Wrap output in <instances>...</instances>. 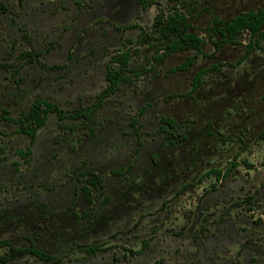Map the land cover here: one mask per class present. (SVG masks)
I'll use <instances>...</instances> for the list:
<instances>
[{
    "label": "rangeland",
    "instance_id": "rangeland-1",
    "mask_svg": "<svg viewBox=\"0 0 264 264\" xmlns=\"http://www.w3.org/2000/svg\"><path fill=\"white\" fill-rule=\"evenodd\" d=\"M157 1L142 9L139 0H0V62L8 65L0 68V99L14 113L34 93L65 112L87 104L127 38L140 50L130 67L148 71L121 86L91 122L64 119L77 123L72 131L51 114L31 144L16 125L0 122V240L52 256L8 264H264V50L254 46L245 56L249 32L215 49L221 35L208 31L214 18L264 10V0ZM173 4L207 43L206 56L175 74L168 69L193 51L154 61V49L137 41L139 29L114 28L148 27ZM259 40L264 48V34ZM26 49L41 54L18 59ZM217 63L191 90L195 73ZM55 64L62 68H47ZM144 104L134 132L130 120ZM162 116L188 124L187 139L159 131ZM30 144L28 160L15 153ZM129 163L121 177L109 171ZM82 171L104 176L89 195L80 189ZM93 245L100 248L89 253Z\"/></svg>",
    "mask_w": 264,
    "mask_h": 264
},
{
    "label": "trees",
    "instance_id": "trees-1",
    "mask_svg": "<svg viewBox=\"0 0 264 264\" xmlns=\"http://www.w3.org/2000/svg\"><path fill=\"white\" fill-rule=\"evenodd\" d=\"M213 23L214 24L208 28V31L221 35V38L212 41L215 49H219L223 44H235L237 36L241 33L249 32L250 41L246 46L247 50L245 56L254 46L264 50V48H262L259 44V39L264 34L262 31L264 26L263 9L243 11L231 17L229 20L214 18ZM137 41L141 44H146L150 49H154V53L156 54L152 55V59L154 61L164 60L169 55L182 51H193L191 55H188L179 64L171 67L170 71L188 70L196 58L201 55L206 56L205 46L207 43L205 39L193 32L192 24L189 22L186 13L177 7H173V10L169 12H164L162 10L159 11L152 24L147 28L141 29V32L137 37ZM139 53L140 50L137 48L132 49L122 45V49L115 51L111 55L106 73L107 85L99 96L98 106L101 105V100L105 96H109L114 93L121 84H132L134 78L138 77L145 70L147 71V69L142 66L137 70H132V68H130V60L132 56L138 55ZM25 56L27 55H24L23 57ZM244 58L245 57H241L237 60V63H240ZM220 66H223L222 63H217L211 67H203L199 69L193 76L191 90H195L200 85L203 77L208 72L218 70ZM177 96H187V93L178 94ZM49 112H54L58 120L61 121L66 118L68 120L75 121L80 119L84 114L87 119L89 115L88 111H83L82 109L66 114V112L60 109L54 102L37 98L31 102L27 109L22 110V113L17 118L11 119L12 121L18 122L20 132H23L26 136H28L32 142L36 137L37 131L45 125ZM5 114V111H1L0 117H4ZM162 120L165 122L163 124L164 128L165 126H177L175 121L170 117H163ZM68 127L75 129L76 123L72 122L68 125ZM187 131V127L184 126V129L180 130V137H185ZM16 153L22 158L24 157L29 159L31 156V148L28 147L25 150L19 149ZM235 166V163H231L225 173H228L231 168ZM211 172L215 173L218 177L221 173V171L217 169H212ZM93 179L95 181L100 178L94 176ZM84 192L89 195V188L85 187ZM96 248L97 247L89 248V252H94ZM21 255H33L44 261L52 258L47 253L37 249L33 244H29L27 246H15L9 240H0V264H8L10 260Z\"/></svg>",
    "mask_w": 264,
    "mask_h": 264
},
{
    "label": "flooded vegetation",
    "instance_id": "flooded-vegetation-1",
    "mask_svg": "<svg viewBox=\"0 0 264 264\" xmlns=\"http://www.w3.org/2000/svg\"><path fill=\"white\" fill-rule=\"evenodd\" d=\"M19 1H21L22 2V0H19ZM139 3L141 4V7H142V9H146V8H148V7H150V6H152V5H157L158 4V1L157 0H139ZM173 7H177V6H175L174 4L173 5H171V11L173 10ZM1 8H3V9H5V6H3V4H1ZM178 8V7H177ZM163 11V9H160V10H158L156 13H155V15H154V18L156 17V15H157V13L159 12V11ZM165 12V11H164ZM243 12V11H242ZM186 16H187V18H188V15L186 14ZM154 18H153V20H154ZM153 20H152V22H153ZM188 20H189V18H188ZM190 22V21H189ZM152 24V23H151ZM150 24V25H151ZM149 27V26H148ZM114 28L116 29V30H122V29H129V30H133V29H139V31H138V35L140 34V32H141V29L142 28H147V27H144V26H141V25H138L137 23H129V24H126V25H114ZM138 37V36H137ZM133 42V39H131V38H127L126 40H123L122 41V43H121V45H124V46H126V47H130V48H132L131 46H128L127 44L128 43H132ZM135 48V47H134ZM134 48H132V49H134ZM117 50H119V49H116V50H114L110 55H109V57H108V60L106 61V63H105V73H104V79H105V84H104V86L99 90V91H97L96 93H95V95H94V98L90 101V102H88L87 104H85V103H82V102H80L79 101V103H78V107L76 108V109H74V110H72V111H67L66 112V114H69L70 112H73V111H75V110H80V109H82L83 111H88V113H89V115H88V118L86 119V116H85V114L80 118V119H78L77 121H80V122H82V123H88V122H91L92 121V115L96 112V111H98L99 109H101V108H103L104 107V105H105V103H106V100L108 99V98H110L112 95H114L115 93H117V91H119L120 90V88H121V86H123V85H133L134 84V82L137 80V79H139L140 78V76H142L143 74H145V73H147V71L145 70V69H147V68H145L144 70V72L142 73V74H140L138 77H136V78H134L133 80V82H132V84H121L120 85V87L114 92V93H112L111 95H109V96H105L102 100H101V105L100 106H98L97 104H98V102H99V96H100V94H101V92H102V90L105 88V86L107 85V78H106V73H107V70H108V66H109V59H110V57H111V55L115 52V51H117ZM25 53H28V54H25ZM40 54H41V52L40 51H34V50H22V51H20L19 52V54H18V59H20V60H22V59H24V60H28V61H33L35 58H37L38 56H40ZM24 55H27V56H25V57H23ZM70 55L68 54V57H69ZM170 56V55H169ZM70 58V57H69ZM179 64V63H178ZM56 66H58V67H56ZM46 67V66H45ZM172 67H174V66H172ZM0 68H4V69H6V68H8V65L7 64H5V63H2V62H0ZM47 68H49L50 70H59V69H61L62 68V65H57V64H55V65H50V66H48ZM131 68V67H130ZM140 68V67H139ZM139 68H132V70H137V69H139ZM170 69H171V67L168 69V73H172V74H175V73H177V72H182V70H176V71H170ZM186 71V70H185ZM198 88V87H197ZM196 88V89H197ZM37 98H41V99H44V100H46V101H51V102H54L58 107H59V105L51 98V97H49V96H47V95H43V94H39V93H34V94H31L30 96H28L25 100H24V103H22L23 104V107L22 108H20L18 111H17V113L15 112H13L12 111V109H10V108H8V107H6L5 105H4V103L2 102V100L0 99V112L1 111H5V116L4 117H0V122H8L9 124H11V125H16L17 126V128H15V129H13V132L14 133H16V134H19V135H23V136H25V137H28V136H26L23 132H20V126H19V124H18V122L17 121H12V119L11 118H17L21 113H22V110H25V109H27L28 108V106L31 104V102H33L34 100H36ZM147 104H144V105H142L140 108H139V110H138V115L137 116H135V117H132L131 118V120H130V125L132 126V128H133V131L134 132H137L138 131V128L136 127V123H137V117L138 116H140V115H142L144 112H145V110H146V108H147ZM60 108V107H59ZM61 109V108H60ZM65 112V111H64ZM87 113V114H88ZM51 114H55L54 112H49V115H48V117H47V120L49 119V117H50V115ZM55 116H56V114H55ZM163 117H165V116H162V117H160V119H159V122L161 123L160 124V126H159V131H162V132H166L169 136H171L172 137V141L173 142H182V141H185L186 139H187V135H188V132H189V130H190V127H189V125L188 124H186V123H182V124H179V123H177L174 119V121H175V123L177 124V126L176 127H169V126H165V128L163 127L164 125V120H162V118ZM56 118H57V116H56ZM67 119V118H66ZM47 120H46V123H47ZM68 120V119H67ZM45 123V124H46ZM71 124V123H70ZM70 124H67L66 126H65V124H63V122L61 121V120H58V118H57V126L60 128V129H63L64 127L67 129V130H70V131H72V130H74V129H72V128H70V127H68V125H70ZM64 125V126H63ZM45 126V125H44ZM43 126V127H44ZM78 125H77V123H76V127H77ZM184 126H186L187 127V129H188V131H187V133H186V135H185V137H183V138H181L180 137V130H183L184 129ZM42 127V128H43ZM42 128H40L38 131H37V134H36V137H35V139L31 142V140H30V143L32 144V143H34L35 142V140H37V137H38V134H39V132H40V130L42 129ZM89 128V130H91V131H93V129H92V127L91 126H89L88 127ZM179 130V131H178ZM0 136H1V132H0ZM29 138V137H28ZM30 139V138H29ZM31 144L29 145V146H27L25 149H27L28 147L29 148H32L31 147ZM138 144H141L140 143V141H138ZM19 149H21V148H18V149H16L15 150V153H16V151L17 150H19ZM25 149H23V150H25ZM17 154V153H16ZM31 154H32V149H31ZM23 159H25V160H28L27 158H24L23 157ZM155 161V160H154ZM131 164L129 163L128 165H123V166H121V167H119V168H115V169H111V170H109L110 171V173L111 174H113V175H116V176H119V177H121V176H123L126 172H128L130 169H131ZM87 176L86 177V180H85V184H83L81 187H80V189H82L83 191H84V188L86 187V188H89V190H94V189H97L103 182H104V176L103 175H101V174H99V173H97V172H94V171H82L81 173H80V177L81 176ZM96 176L97 178H100L99 180L97 179V180H95L94 181V176ZM118 177V178H119ZM120 179V178H119ZM91 192V191H90ZM10 241V240H9ZM11 242V241H10ZM12 243V242H11ZM30 244H32V243H30ZM34 245V244H33ZM92 247H97L96 248V250H94V252H96V251H98L99 250V248H100V246L99 245H93ZM89 250L90 249H88V252H89ZM44 252V251H43ZM93 251L91 252V253H94ZM44 253H46V252H44ZM90 253V252H89ZM48 254V253H47ZM48 255H50V254H48ZM51 256V255H50ZM52 257V256H51ZM50 260V259H49Z\"/></svg>",
    "mask_w": 264,
    "mask_h": 264
}]
</instances>
